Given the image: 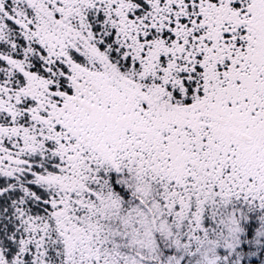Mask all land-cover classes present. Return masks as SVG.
<instances>
[{"label":"snow or ice","instance_id":"obj_1","mask_svg":"<svg viewBox=\"0 0 264 264\" xmlns=\"http://www.w3.org/2000/svg\"><path fill=\"white\" fill-rule=\"evenodd\" d=\"M0 264H264V0H0Z\"/></svg>","mask_w":264,"mask_h":264}]
</instances>
